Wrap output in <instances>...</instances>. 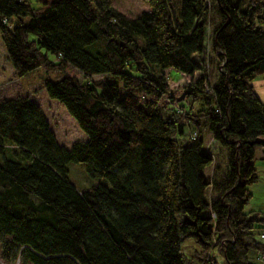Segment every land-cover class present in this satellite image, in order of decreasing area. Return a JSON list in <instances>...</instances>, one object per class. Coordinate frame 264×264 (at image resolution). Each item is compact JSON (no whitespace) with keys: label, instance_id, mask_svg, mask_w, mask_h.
<instances>
[{"label":"trees","instance_id":"16d2710c","mask_svg":"<svg viewBox=\"0 0 264 264\" xmlns=\"http://www.w3.org/2000/svg\"><path fill=\"white\" fill-rule=\"evenodd\" d=\"M213 1L212 85L195 76L210 0H0L14 75L62 72L42 88L87 136L67 148L35 99L0 100L6 262L264 264V212L244 208L258 178L255 146L264 154V102L251 83L264 72V0ZM163 69L191 78L169 89ZM206 134L228 151L219 179L203 173L213 161L203 150ZM69 161L109 184L78 189ZM187 240L194 244L186 254Z\"/></svg>","mask_w":264,"mask_h":264},{"label":"rangeland","instance_id":"374dc122","mask_svg":"<svg viewBox=\"0 0 264 264\" xmlns=\"http://www.w3.org/2000/svg\"><path fill=\"white\" fill-rule=\"evenodd\" d=\"M211 1V12L209 13V23L206 51L202 56V66L200 71L195 72V76L200 74L206 75L208 81L213 85L216 83L218 77V64L219 59L216 53L213 52L211 48V33L214 26L219 22V17L215 12L214 1ZM33 3V0L32 2ZM35 3H33L34 5ZM12 19V18H11ZM27 20V19H26ZM137 41L143 44V38L141 35L137 37ZM6 51L3 47V43L0 37V100L2 98H12V97H23L26 96L29 99L36 100L40 105L45 117L50 122L52 131H54L57 141L63 144L65 147L69 146L73 142L85 141L87 136L80 130L75 119H73L66 109L59 104L57 100L50 99L44 88H42L45 79L51 81L58 80L62 78V72H47L44 67H39L33 69V71L23 74L21 77H16L14 75V69L10 63L5 58ZM51 60H54V56L48 54ZM66 72L81 78V74L77 69L73 67H68ZM159 72V70H157ZM162 72L166 75L167 83H169V89L178 88L184 86L190 80V76L186 74H181L175 70L163 69ZM93 80L102 79V75L97 74V76L92 77ZM253 89L255 90L259 100L264 102V72L259 73L251 81ZM203 150L210 153L213 156V161L206 166L203 173L205 178L212 179V175H215L219 179L220 175L224 173L226 169L227 162V149L226 147L218 144L213 140L210 134H206L203 141ZM254 165L256 167V173L258 178L252 184L248 185V190L251 194L249 202L244 206L245 212L260 211L264 212V159H263V149L261 146H255L254 148ZM69 179L76 185L78 189L84 187H90L95 184L96 181L100 183L109 184L105 178H90L84 170V163L69 161L67 165ZM215 197L212 186L207 187L205 198L211 201ZM194 244L192 240H187L182 245V251L187 254L190 250V244ZM254 252L250 251L249 258H254ZM0 264H11V262H6L0 252ZM13 264H21L20 262Z\"/></svg>","mask_w":264,"mask_h":264},{"label":"built area","instance_id":"2783aa9c","mask_svg":"<svg viewBox=\"0 0 264 264\" xmlns=\"http://www.w3.org/2000/svg\"><path fill=\"white\" fill-rule=\"evenodd\" d=\"M261 238H264V235H261Z\"/></svg>","mask_w":264,"mask_h":264}]
</instances>
